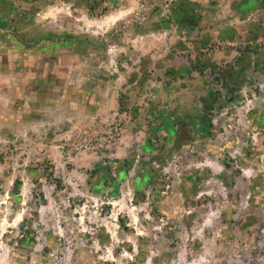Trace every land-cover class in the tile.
Here are the masks:
<instances>
[{
  "label": "rangeland",
  "instance_id": "obj_1",
  "mask_svg": "<svg viewBox=\"0 0 264 264\" xmlns=\"http://www.w3.org/2000/svg\"><path fill=\"white\" fill-rule=\"evenodd\" d=\"M178 3L0 0V264H264V0Z\"/></svg>",
  "mask_w": 264,
  "mask_h": 264
},
{
  "label": "crops",
  "instance_id": "obj_2",
  "mask_svg": "<svg viewBox=\"0 0 264 264\" xmlns=\"http://www.w3.org/2000/svg\"><path fill=\"white\" fill-rule=\"evenodd\" d=\"M253 1L255 0H246L249 4ZM237 2L238 0H194L192 6L196 12L194 14L196 24L191 25L190 23L183 26L180 21H175L171 26L172 28L180 27L184 29L183 32L188 30V33H196L198 38L193 41L198 47L204 48V42L217 40L218 36L223 34L221 28H223L224 24L221 19L228 16V12H234L232 16H236V13L240 14V8L238 9L235 6ZM180 4L181 8L174 13L178 18L187 14V0H179L178 5L175 7L178 9ZM250 13V10H248L247 12H242V15L249 16ZM186 26L187 28H183ZM166 28L171 31L170 28ZM176 40H178L176 36L171 33L165 39L157 37V39L151 40L150 43L153 44L154 50L158 51L162 49L163 42H165V45L170 46ZM136 48L141 50L143 48L142 44L138 45V47L136 46ZM2 55H0V99L4 101L5 105L10 106L20 96L19 91L23 87L22 76L24 72L27 73L31 69V63H29L31 53L28 51H10L9 57L7 55L6 59ZM8 91L11 93L10 96H6Z\"/></svg>",
  "mask_w": 264,
  "mask_h": 264
}]
</instances>
